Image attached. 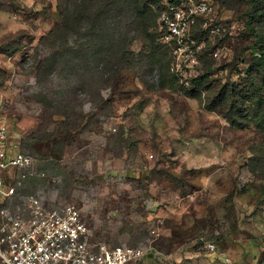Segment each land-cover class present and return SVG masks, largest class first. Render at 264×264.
Returning <instances> with one entry per match:
<instances>
[{
    "label": "rangeland",
    "instance_id": "374dc122",
    "mask_svg": "<svg viewBox=\"0 0 264 264\" xmlns=\"http://www.w3.org/2000/svg\"><path fill=\"white\" fill-rule=\"evenodd\" d=\"M62 1L0 0V128L10 152L34 159L30 177L0 169V207L15 209L19 197L35 194L74 205L92 243L146 250L137 264H257L262 138L252 123L231 126L224 107H207L250 64V0H193L211 11L197 17L177 54L159 20L168 0H145L138 19L123 10L115 20L112 6L98 17L92 6L81 28L61 35L67 40L57 41L53 59L54 44L40 38L63 21ZM91 24L103 30L102 42L125 44L118 73L102 71ZM255 27L264 36V21ZM157 214L181 218L185 238H170Z\"/></svg>",
    "mask_w": 264,
    "mask_h": 264
},
{
    "label": "built area",
    "instance_id": "2783aa9c",
    "mask_svg": "<svg viewBox=\"0 0 264 264\" xmlns=\"http://www.w3.org/2000/svg\"><path fill=\"white\" fill-rule=\"evenodd\" d=\"M210 11L205 1L193 0L168 3L160 11L164 40L174 42L176 54L197 17ZM33 163L30 155L8 150L7 130L0 128V169L13 168L22 178L30 177ZM14 190L10 188L7 196ZM92 237L80 210L71 204L49 205L35 194L19 197L15 209L10 204L0 207V264H137L146 256L144 249L97 245Z\"/></svg>",
    "mask_w": 264,
    "mask_h": 264
},
{
    "label": "trees",
    "instance_id": "16d2710c",
    "mask_svg": "<svg viewBox=\"0 0 264 264\" xmlns=\"http://www.w3.org/2000/svg\"><path fill=\"white\" fill-rule=\"evenodd\" d=\"M181 0H168L165 4H162L161 10L168 4L173 2H180ZM227 0H224L226 3ZM262 0H250V7L247 9L246 22L248 29L254 36V43L252 45V53L250 55V64H248L243 70V76L239 83L226 82L221 86L217 93L216 102L208 104L209 109H216L218 107H224V117L231 126L245 128L248 123L254 125L256 131L261 135L262 148L264 150V36L255 27L257 20L264 21V5L259 4ZM60 2V1H59ZM66 6V14L61 12L63 21L54 30L49 32L46 36L40 38V42H49L53 47L51 49L52 54L50 58H57V50L55 45L57 41L67 40V35L62 37L63 33H70L73 35V28H81L80 21L83 18H87V13L90 12L92 6H99L96 9L100 10L102 6H112L114 8V16L117 15L115 20H118L123 13V10H129L134 15V18H140L143 15V7L145 0H64L62 1ZM167 3V4H166ZM58 6H61L58 4ZM59 9V7H58ZM100 15L104 12L99 11ZM120 15V16H119ZM92 16V23L97 21L96 14ZM95 31L92 37L93 44L96 47V59L101 60L103 67H110L115 73L119 72L118 64L122 63L123 53L126 52L125 44L118 43V45L109 42L106 44L102 42L104 39L103 30L100 26L97 28L94 24H91ZM68 29L66 32L62 30ZM260 32V33H259ZM62 38H64L62 40ZM100 39V41L98 40ZM106 45H109L108 47ZM50 46V47H51ZM122 46V47H121ZM121 47V48H120ZM60 49V47H59ZM113 57H116L114 63ZM79 59V58H77ZM99 62V61H98ZM53 63V62H52ZM105 65H104V64ZM54 64V63H53ZM52 68L51 65H48ZM54 68L58 66L53 65ZM106 67L102 71H108ZM207 78L206 74H200L194 78L195 81H204ZM192 79V83L194 81ZM212 101H214L212 99ZM264 154V152H263ZM264 160V155L262 157ZM257 264H264V248L261 251Z\"/></svg>",
    "mask_w": 264,
    "mask_h": 264
},
{
    "label": "crops",
    "instance_id": "0c3cea01",
    "mask_svg": "<svg viewBox=\"0 0 264 264\" xmlns=\"http://www.w3.org/2000/svg\"><path fill=\"white\" fill-rule=\"evenodd\" d=\"M153 215V214H152ZM155 215V214H154ZM158 215V217L159 218H161V217H163V220H164V224H160L162 221H159V218H158V223H157V225L158 226H160V228L162 229L163 227H165L168 231H169V234H170V238H175L174 240L176 241V242H180V240L181 239H184L185 238V234H187V232H189V230L190 229H186V228H184V229H182L183 227H182V225H181V222H182V219L180 218L179 220H176V217L174 216V215H171L172 217L171 218H164V216L163 215H161V214H157ZM166 217V216H165ZM170 219V221H168V222H171V226L170 227H168L167 225H166V223L167 222H165L166 220H169ZM185 224L186 223H184V226H185ZM179 228V229H178ZM160 229V230H161ZM174 229L175 230H179V232L180 233H174ZM187 240L185 239V242H186ZM184 243V242H183ZM178 250L180 249L179 247L177 248ZM152 255V254H151ZM183 257V256H182ZM186 259H187V257L186 256H184ZM180 259H182V258H180ZM188 260V259H187ZM185 262H188V261H185Z\"/></svg>",
    "mask_w": 264,
    "mask_h": 264
}]
</instances>
